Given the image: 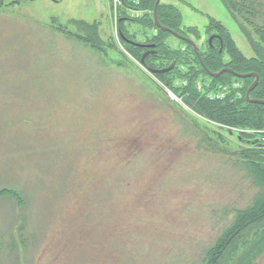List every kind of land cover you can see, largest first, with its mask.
<instances>
[{
    "label": "rangeland",
    "instance_id": "obj_1",
    "mask_svg": "<svg viewBox=\"0 0 264 264\" xmlns=\"http://www.w3.org/2000/svg\"><path fill=\"white\" fill-rule=\"evenodd\" d=\"M154 3L0 0V264H200L264 198V126L221 124L184 91L194 77L200 94L238 101L253 122L264 114L245 98L254 77L210 76L186 40L160 33ZM162 11L199 54L220 47L210 34L221 27L264 62V41L223 0H158V21ZM127 39L157 52L143 64ZM229 50L207 69L254 72L229 64ZM173 60L166 73L146 67ZM260 79L250 98L264 99ZM262 227L245 229L221 264L242 263ZM260 246L251 264H264Z\"/></svg>",
    "mask_w": 264,
    "mask_h": 264
},
{
    "label": "trees",
    "instance_id": "obj_2",
    "mask_svg": "<svg viewBox=\"0 0 264 264\" xmlns=\"http://www.w3.org/2000/svg\"><path fill=\"white\" fill-rule=\"evenodd\" d=\"M143 1V5H146L148 7L152 3H154L155 0ZM223 4L228 12L232 13L233 15H240L246 22L250 23L254 27L256 33L264 41V0H223ZM173 17L174 14L172 15V12L162 11L159 13V21L162 25L165 26L171 27L173 25ZM214 27L215 25L212 28ZM215 29H219L221 33L224 32V29L221 27H216ZM158 30L160 31V33H166L159 28ZM226 35L227 34L225 32L222 34V48L220 50L219 48L217 50L211 49L208 45L207 50L202 54L200 53V57L203 63L206 64L205 66L211 70H215L218 67L220 68V66H222V58L220 57V55L223 53V50L228 43V47L230 49L228 53L231 56V61L229 62V64H232V66L235 64V68H243L246 70L254 69L253 71L258 73L259 75L257 83L258 87H260V76L261 73H264V62L258 56H256V58L250 57L249 59H246L234 46L230 39L227 38ZM158 45L159 44H157V47ZM187 45L190 47L189 44ZM175 56L177 57V59H179L178 55ZM227 74L228 73H226V75ZM220 77L222 76L219 75L218 78ZM193 78L194 77H191L189 78V80H185L187 82V87L184 91L192 99L196 100V102L203 105L208 113L213 115V120L225 125H250L251 127L257 129L264 126L263 114L262 116L260 115L256 121L254 120L253 122H251L249 120L250 116L246 117L240 114L241 112H239L237 107L238 101L233 100L230 103H224L226 99L217 100L205 97L196 90L192 82ZM261 88L262 89L260 91H263L262 94H264V83L262 84ZM236 89L238 91V88ZM235 92L232 91L231 94L234 95ZM243 100L245 101L246 99ZM259 224H263V227L257 229L252 234V237L249 240V246L245 247L240 253H238L240 262L243 261L240 264H251L255 256L259 254L257 248L262 244L263 246L260 247H263L261 249H264V198L259 199L257 203L248 211L246 210L237 214L230 227L226 231H224L223 234H221V237L216 240L214 245L208 248L204 255L203 261H200V264H221V260L223 259L222 257L225 255L228 248L233 245L234 241L239 237V235L241 236L245 229Z\"/></svg>",
    "mask_w": 264,
    "mask_h": 264
},
{
    "label": "water",
    "instance_id": "obj_3",
    "mask_svg": "<svg viewBox=\"0 0 264 264\" xmlns=\"http://www.w3.org/2000/svg\"><path fill=\"white\" fill-rule=\"evenodd\" d=\"M157 1L158 0H155V3H154V8H153V15H154V22L155 24L161 29V30H166V31H169L171 32L172 34L176 35V36H179L181 38H183L184 40H186L187 42H189L195 53L197 54L199 60H200V63H202V60L200 58V55L197 51V48H196V44L193 40H191L190 38H187V37H183L181 35H179L178 33L174 32L173 30L169 29V28H166L164 27L158 20H157V17H156V5H157ZM147 54L144 53L141 58H140V62L143 63L144 62V56ZM174 65V62H172L169 66L167 67H163V68H153V67H148L147 69L151 72V73H165L169 70H171V68L173 67ZM204 67V66H203ZM205 70L207 71V73L212 76V77H216L218 75H220V73H222L223 71H228L236 76H239V77H246V76H253L254 77V80L253 82L248 86V88L246 89V92H245V98L249 101V102H256V103H260V104H264V99H253V98H250V91L254 88V86L256 85L257 81H258V74L256 72H249V73H238V72H235L234 70L230 69V68H221L220 70L218 71H210L207 69V67H204ZM263 123H264V114H263ZM231 132V130H229ZM238 136V134H237ZM241 137V136H240ZM238 137L240 140H243L245 143L247 144H250V145H256L258 144V139L257 138H253V140H249V139H242V137L240 138Z\"/></svg>",
    "mask_w": 264,
    "mask_h": 264
},
{
    "label": "flooded vegetation",
    "instance_id": "obj_4",
    "mask_svg": "<svg viewBox=\"0 0 264 264\" xmlns=\"http://www.w3.org/2000/svg\"><path fill=\"white\" fill-rule=\"evenodd\" d=\"M54 3H60L62 0H50ZM122 4H124L125 6L129 7V8H134V9H137V7L139 5H143L144 4V1L143 0H119ZM121 20V18H120ZM184 35V34H182ZM183 37H186L185 35ZM188 38V36H187ZM210 38L212 40L213 39H216L218 41V43L222 44V34H221V31L219 29H215L214 32L212 34H210ZM127 42H129V44L133 45V46H137L139 48H143L144 49V53L147 52V54H151V53H155L156 50H157V44L156 42H148V43H135V42H132V41H129L127 39ZM188 44V43H187ZM209 47L211 49H214L213 46H211V43L209 42ZM190 48L194 51V49L190 46ZM151 50V51H150ZM220 50V48H219ZM181 51H184V48H181ZM146 54V55H147ZM176 61V60H175ZM176 65V64H175ZM255 136H253L252 138H246V139H249V140H253Z\"/></svg>",
    "mask_w": 264,
    "mask_h": 264
}]
</instances>
